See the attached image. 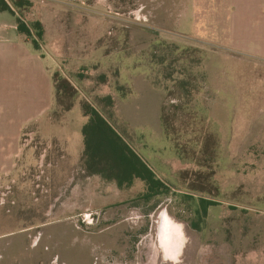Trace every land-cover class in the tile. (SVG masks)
Listing matches in <instances>:
<instances>
[{
	"label": "rangeland",
	"instance_id": "obj_1",
	"mask_svg": "<svg viewBox=\"0 0 264 264\" xmlns=\"http://www.w3.org/2000/svg\"><path fill=\"white\" fill-rule=\"evenodd\" d=\"M29 1L53 107L0 183V264H264V58L197 35L203 0Z\"/></svg>",
	"mask_w": 264,
	"mask_h": 264
},
{
	"label": "crops",
	"instance_id": "obj_2",
	"mask_svg": "<svg viewBox=\"0 0 264 264\" xmlns=\"http://www.w3.org/2000/svg\"><path fill=\"white\" fill-rule=\"evenodd\" d=\"M197 35L230 52L264 58V0H203ZM0 183L13 177L21 155L32 154L34 124L51 112L53 76L44 56L18 31L16 16L0 12ZM192 25V24H191ZM40 134V133H39ZM23 139L26 144H23Z\"/></svg>",
	"mask_w": 264,
	"mask_h": 264
},
{
	"label": "trees",
	"instance_id": "obj_3",
	"mask_svg": "<svg viewBox=\"0 0 264 264\" xmlns=\"http://www.w3.org/2000/svg\"><path fill=\"white\" fill-rule=\"evenodd\" d=\"M31 6L32 4L29 0H0V12L9 11L13 13L17 18L19 33L26 35L27 37L34 38L32 43L35 44L38 42L35 39L36 36L40 38L42 34L40 30V24L29 21L26 17V12L30 10ZM68 87L69 86L66 88ZM69 88H73L72 85ZM107 100L110 101L111 98L108 97ZM83 108L86 116H91L92 124L90 125V128H92L93 131L94 149L97 151L100 150L99 153H101V155L105 157L112 165L114 164L117 169H119V164L121 166L123 165L125 169L123 171V177L131 178L133 174L137 176L138 173H141L142 171H139V169L136 168V165L142 164L144 166L145 163L141 158H139V156H136L134 153H132L130 146L114 129L110 121L111 117L99 108L86 103L83 105ZM150 174L153 177H156L153 175L154 173L152 171ZM155 180L163 185V183L160 182L158 178H155ZM164 186L166 187V185ZM189 197L193 199L192 196Z\"/></svg>",
	"mask_w": 264,
	"mask_h": 264
}]
</instances>
